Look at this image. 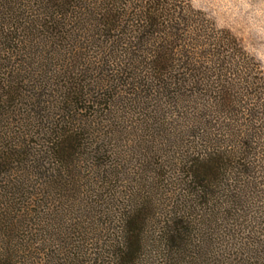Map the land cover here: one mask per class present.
I'll return each instance as SVG.
<instances>
[{"label":"trees","instance_id":"16d2710c","mask_svg":"<svg viewBox=\"0 0 264 264\" xmlns=\"http://www.w3.org/2000/svg\"><path fill=\"white\" fill-rule=\"evenodd\" d=\"M0 264H264L260 64L186 0H0Z\"/></svg>","mask_w":264,"mask_h":264},{"label":"rangeland","instance_id":"374dc122","mask_svg":"<svg viewBox=\"0 0 264 264\" xmlns=\"http://www.w3.org/2000/svg\"><path fill=\"white\" fill-rule=\"evenodd\" d=\"M186 1L203 12L217 29L230 32L264 72V0Z\"/></svg>","mask_w":264,"mask_h":264}]
</instances>
